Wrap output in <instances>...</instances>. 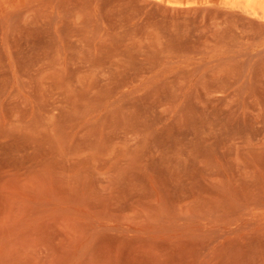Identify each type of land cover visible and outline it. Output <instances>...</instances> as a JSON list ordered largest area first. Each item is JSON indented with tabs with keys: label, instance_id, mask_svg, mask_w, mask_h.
Wrapping results in <instances>:
<instances>
[{
	"label": "rangeland",
	"instance_id": "obj_1",
	"mask_svg": "<svg viewBox=\"0 0 264 264\" xmlns=\"http://www.w3.org/2000/svg\"><path fill=\"white\" fill-rule=\"evenodd\" d=\"M0 264H264V0H0Z\"/></svg>",
	"mask_w": 264,
	"mask_h": 264
},
{
	"label": "bare ground",
	"instance_id": "obj_2",
	"mask_svg": "<svg viewBox=\"0 0 264 264\" xmlns=\"http://www.w3.org/2000/svg\"><path fill=\"white\" fill-rule=\"evenodd\" d=\"M245 1H246L247 5L251 7V6H252V2H253L254 0H245Z\"/></svg>",
	"mask_w": 264,
	"mask_h": 264
}]
</instances>
